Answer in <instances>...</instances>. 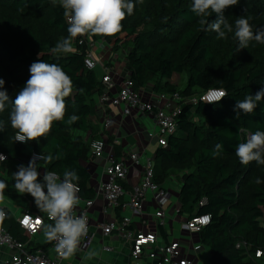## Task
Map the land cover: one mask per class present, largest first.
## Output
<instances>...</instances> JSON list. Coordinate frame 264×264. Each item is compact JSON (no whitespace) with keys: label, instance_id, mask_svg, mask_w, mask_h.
<instances>
[{"label":"trees","instance_id":"1","mask_svg":"<svg viewBox=\"0 0 264 264\" xmlns=\"http://www.w3.org/2000/svg\"><path fill=\"white\" fill-rule=\"evenodd\" d=\"M132 2L134 11L122 21L119 33L90 37L95 42L107 41L114 52L127 50L128 76L137 90L154 82V92L178 93L181 97L197 90L200 97L211 88L228 93L218 103L199 100L181 104L178 132L168 139L167 147L161 146L156 152L155 182L165 186L170 178H181L179 214L188 220L212 216L211 223L198 233L200 243L210 251L209 264H264V165L255 161L244 165L235 154L236 146L246 142L248 134L264 131V100L252 114L241 113L238 119L233 110L238 100L264 87V44L250 41L240 50L234 38L235 20L241 16L249 20L253 32L264 28V0H239L238 5L225 10L233 26V32L225 30L226 39H217L214 31L201 30V18L191 11L193 0ZM207 19L215 20L216 14ZM67 27L60 0H0V79L5 81L0 90H6L14 100L30 77L31 64L38 60L58 64L73 82V91L65 98L64 119L54 121L50 132L36 141H16L10 103L0 112V153L8 156L0 166V181L7 185L3 194L14 200L22 199L12 187L14 173L22 165L19 159L28 150L43 154L45 172L54 171L61 179L66 171L74 170L79 177L74 183L80 198L96 197L90 173L81 162L91 152V141L99 138L92 116L95 96L102 95L105 87L95 70L86 67L87 45L78 37L73 40L72 53L52 52L68 37ZM184 73L188 79L181 91L171 78ZM72 115L79 118L69 123ZM89 131L91 138L85 140ZM217 143L223 149L213 156ZM114 148V156L119 158L120 148ZM124 187L128 189L125 183ZM26 200L34 202L30 195ZM203 200L206 203L202 205ZM117 210L120 214L121 208ZM0 226L16 239L27 241V234L11 212L5 211ZM160 231L166 235L162 227ZM241 241L246 246L237 248ZM257 250L263 251L261 258L256 257Z\"/></svg>","mask_w":264,"mask_h":264},{"label":"clouds","instance_id":"2","mask_svg":"<svg viewBox=\"0 0 264 264\" xmlns=\"http://www.w3.org/2000/svg\"><path fill=\"white\" fill-rule=\"evenodd\" d=\"M238 3L239 0H193L191 11L201 18V30L214 31L217 33V39H226V31L233 32V26L226 19L224 12ZM60 4L64 9L69 35L58 42L52 52L63 54L74 51L73 40L78 36H111L119 33L122 21L133 13L135 7L132 0H60ZM213 13L216 14V19L210 22L207 17ZM234 38L238 40L240 50L247 48L250 41L264 44V28L253 32L249 20L241 16L235 20ZM29 71V79L14 100L6 90H0V112L11 104V127L17 130L16 141L20 143L45 137L54 121H62L66 113L65 98L73 91L71 77L56 63L38 60L31 64ZM4 83L5 81L0 79V89H3ZM226 96L228 93L225 89L212 90L208 103H218ZM261 100H264V87L255 95H247L243 100L236 102L233 109L235 118L238 119L241 113L252 114ZM78 118L72 115L68 122H75ZM0 131H3V122H0ZM222 149L223 145L217 143L213 156L219 155ZM235 154L244 165L253 161L264 165V131H256L246 142L239 143ZM39 158L41 157H34L27 166H18L14 173V187L20 194L31 195L36 207L47 213L49 219L54 222L46 226L45 236L49 241L56 242L57 253L67 259L75 254L81 239L88 234L86 216L74 214L79 203V188L74 181L79 177L74 170L66 171L61 180L56 172L47 171L43 174L42 183L36 163ZM4 160L6 157L0 154V161ZM260 182L258 179L257 183ZM6 187L5 182L0 181V198ZM4 217L5 213L0 211V220ZM92 255L94 254L90 253L89 257Z\"/></svg>","mask_w":264,"mask_h":264},{"label":"built area","instance_id":"3","mask_svg":"<svg viewBox=\"0 0 264 264\" xmlns=\"http://www.w3.org/2000/svg\"><path fill=\"white\" fill-rule=\"evenodd\" d=\"M81 43L87 45V55L85 57V65L88 69L94 70L98 62L94 58L92 49L97 45V42L93 41L90 34L84 36H78ZM103 85L105 87L104 92L100 95V102L105 106H124L125 114H130L133 109H139L143 113L153 116L157 124L156 138L159 146L167 147L168 139L178 132L177 116L181 112L182 103H197L199 100L208 103L209 93L212 90H218L219 88H211L206 90L198 99L191 98L185 102H181L183 98L180 94H167L156 93L157 99L146 100L142 94V89L137 90L135 83L129 76L121 83H117L115 78L107 73L102 78ZM176 104V106H174ZM103 126L108 129L112 124V117L108 114L103 118ZM20 143V142H19ZM91 151L96 158H102L105 154L107 141L103 138L92 140L90 143ZM3 154V153H0ZM6 159L8 156L3 154ZM41 157L36 160L37 165L41 164L45 160V156L41 153L33 151L29 156V161L34 157ZM130 160L139 164V155L137 153L129 154ZM5 161V160H4ZM3 162V161H1ZM155 163L154 160L148 159L147 165L144 170V175L139 184L133 187L128 192L124 187L129 174V165L126 163V157L110 156L108 164L105 168V172L108 175V180L105 181L100 189L99 193H102L108 202L109 208L116 209L121 208L122 211H126L127 206H130L132 215L124 216L119 224L109 222L104 224V235H111L114 231H118L119 236L128 241L131 244L130 258L132 260H140L146 256L152 264H195V262L189 257L188 252L180 241L173 240L159 244L155 249H150L157 244L158 238L156 233H144L131 228L133 218L135 215H140L144 212L145 202L148 195L154 196L158 210L156 216L164 218L166 216L165 208L172 202L174 196L165 186L157 184L154 180L155 176ZM129 193V194H128ZM128 194L130 199L128 203L123 204L122 198ZM93 199L85 200L84 205H77L74 214L77 216L84 215L88 222V234L81 240L85 246H89L94 239V233L91 229V218L89 212L94 205ZM206 203L203 200L201 204ZM5 213V211H4ZM48 221L53 222L46 215ZM20 228L27 234L28 240L21 241L13 237L8 230L0 226V254L4 248L9 254V258H1L0 264H73L68 259L62 258L56 251V242L51 241L50 245L46 247H39L36 250L30 248L31 239L44 228L46 220L44 216L25 210L23 214L17 219ZM37 221H39L37 223ZM212 221L210 214L195 216L192 219H185L182 223V230L190 233L198 234L202 228L209 225ZM54 223V222H53ZM264 227V222L262 223ZM246 246L245 242L237 243V248ZM105 251H110L112 248L104 245ZM199 251L198 247L194 249ZM263 256L262 250L256 251V257L261 258Z\"/></svg>","mask_w":264,"mask_h":264},{"label":"crops","instance_id":"4","mask_svg":"<svg viewBox=\"0 0 264 264\" xmlns=\"http://www.w3.org/2000/svg\"><path fill=\"white\" fill-rule=\"evenodd\" d=\"M92 53L98 62L94 70L100 80H102L103 76L107 73H110L118 84L123 82L128 77L126 49H121L117 52L120 53L121 59H123L126 63L125 65L121 63V66H125L121 68L115 61L113 56L114 51L107 41H97V45L94 49H92ZM142 94L146 100H153L157 102L156 92L152 89L148 91H144L142 89ZM95 100L96 109L94 115L92 116V122L93 125L99 129L98 137L107 141V147L102 158H96L91 151L88 157L81 162L90 173V185L96 192L94 205L89 212L94 239L87 247L81 240L78 250L74 255L67 259L73 264H152L146 256L140 260H132L130 258L131 244L128 241L123 240L119 236L117 230L111 235H104L102 227L104 224L109 222L119 224L122 217L131 216L132 212L130 206H127L126 211L121 210L120 214L117 210L118 208H109L107 200L102 193H99V189L101 185L108 180L105 168L108 164L109 157L112 155L114 156L115 154V145H118L121 151V156L126 157V163L129 165V174L125 183L128 187L127 191L130 192L134 186L140 183L142 176L144 175L148 159L152 158L154 163H156V152L160 147L156 138V121L153 116L147 115L139 109H133L130 114H125L123 105L120 107L102 105L99 95L95 96ZM174 106H176V104ZM108 114L112 117V124L108 129H106L104 128L102 121L105 115ZM91 135L92 131L85 133L84 139H90ZM26 152L27 154L19 159L20 163L24 166H27L29 163V156L32 151L28 150ZM131 153H137L139 155V164L130 160L129 154ZM1 164L2 162L0 161V166ZM37 167L41 174L39 180L43 183V174L45 173L44 163L38 164ZM4 176L6 175L4 174ZM175 182L179 184L176 185L178 186L176 191L172 190V186H175ZM181 182V178L176 176L170 178L166 182L165 187L173 192L175 197L174 200L165 208L166 216L163 219L156 216L158 207L154 196L150 194L145 202L144 212L140 215L134 216L131 228L144 233L157 234V244L148 249V251L155 249L159 244L177 240L181 242L183 247H185L189 257L195 262V264H209L211 254L210 251L200 243L199 234L182 230L181 226L185 217L179 214L178 206ZM12 189L15 190V187H12ZM128 194L122 198L121 202L123 204L128 203L130 199ZM20 195L22 196V199H13L16 207L18 208L17 211L13 208H6L2 204H0V211L11 212L16 219H18L27 209L33 213H38L46 217L47 213L40 211L34 202H27L26 197L29 194ZM77 195L79 196V194ZM84 202L85 200L79 196L78 205L82 206L84 205ZM50 223L51 222L46 220L45 226L41 232L36 234L31 239L30 248L46 247L49 245L50 241L45 236V230L46 226ZM160 227L164 229L166 235L161 233ZM104 245L112 248V250L105 251L103 249ZM195 247L199 248L198 252L194 250ZM90 253H93L94 255L89 257ZM0 255L2 259L4 257H6V259L9 258V254L4 248L1 250Z\"/></svg>","mask_w":264,"mask_h":264},{"label":"rangeland","instance_id":"5","mask_svg":"<svg viewBox=\"0 0 264 264\" xmlns=\"http://www.w3.org/2000/svg\"><path fill=\"white\" fill-rule=\"evenodd\" d=\"M122 50H125V48H122ZM122 53H123V51H122ZM113 56H114V59L118 63V65H119L120 68L121 67H125L124 65L126 63L124 62L123 59H121L120 53L114 52ZM121 63H123L124 65L121 66ZM187 79H188L187 73H184V74H175L174 77L172 78V83L173 84H176L178 86V88L182 91V90L185 89V87L187 85ZM154 84H155L154 82L148 83L143 88V90L144 91H148L150 89L153 90ZM198 94H199V90H197L196 93H191V94H189L186 97H182L183 100L181 102H185V101H187L188 99H191V98L198 99ZM250 135L251 134H248V137ZM176 185H179V184L175 182V186L174 185L172 186V190H174V191L177 190V187L178 186H176ZM174 197L175 196H173L172 201L174 200ZM0 204L4 205L6 208H13L15 211H17V209H18L16 207V204H15V201L13 200V198L11 196H8V195H5V194H2V198L0 200Z\"/></svg>","mask_w":264,"mask_h":264},{"label":"snow or ice","instance_id":"6","mask_svg":"<svg viewBox=\"0 0 264 264\" xmlns=\"http://www.w3.org/2000/svg\"><path fill=\"white\" fill-rule=\"evenodd\" d=\"M39 221H37V223H38Z\"/></svg>","mask_w":264,"mask_h":264}]
</instances>
